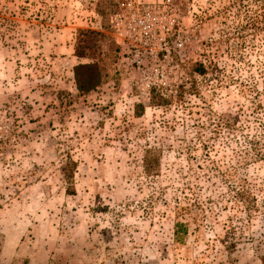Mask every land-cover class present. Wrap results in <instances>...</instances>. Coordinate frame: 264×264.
<instances>
[{"label": "rangeland", "instance_id": "obj_1", "mask_svg": "<svg viewBox=\"0 0 264 264\" xmlns=\"http://www.w3.org/2000/svg\"><path fill=\"white\" fill-rule=\"evenodd\" d=\"M263 124L264 0H0V264H264V161L230 171Z\"/></svg>", "mask_w": 264, "mask_h": 264}, {"label": "trees", "instance_id": "obj_2", "mask_svg": "<svg viewBox=\"0 0 264 264\" xmlns=\"http://www.w3.org/2000/svg\"><path fill=\"white\" fill-rule=\"evenodd\" d=\"M83 42V41H82ZM82 49L78 48V56L82 57L81 54ZM196 71L200 74H205V68L202 64H198L196 66ZM75 82L77 86V90L80 94H85L94 91L98 88L103 79V69L98 64H78L74 69ZM152 102L156 104V106H167L171 104V100L166 99L164 96L159 93L156 94L152 91ZM224 118V119H223ZM222 122L216 125L218 130H221L223 125L226 127V130L234 129L235 125L233 124L232 117L228 115L226 118L223 117ZM264 125V124H263ZM217 137V135H216ZM246 147L238 152L234 153L235 164L230 168V171L233 174L238 173L240 168H246L249 165V159L253 162L264 161V134L261 136L252 135L247 136L245 138ZM252 153V154H251ZM155 150H149L146 153L144 160V168L148 176H155L159 172V159L157 157ZM214 163V162H212ZM218 173L214 174V176H218L220 174L221 180H225V173L217 170ZM230 172V173H231ZM231 173V174H232ZM232 174V177H233ZM229 177V176H228ZM230 180H248L246 178H232ZM241 193V192H240ZM176 234H187L188 232V223L178 221L175 224Z\"/></svg>", "mask_w": 264, "mask_h": 264}, {"label": "built area", "instance_id": "obj_3", "mask_svg": "<svg viewBox=\"0 0 264 264\" xmlns=\"http://www.w3.org/2000/svg\"><path fill=\"white\" fill-rule=\"evenodd\" d=\"M170 1V0H169ZM121 10L124 11L127 14H132L133 11H139L140 7L135 5L133 2H123L121 4ZM125 13L117 15V18L120 19L122 29L119 30L118 35L120 42L119 44L121 46H128L129 44H132L134 46H137V49L134 53V61L136 63L142 62V59L144 57L143 52L141 51V47L139 45H135V42H137L139 39H136V27L140 28V31L142 34H147L148 24L147 22L151 20L152 12L151 8H146L143 6V13L144 18L137 23L135 18H132L130 21V18H127ZM136 23V24H135ZM120 26V24H118ZM142 42V41H141Z\"/></svg>", "mask_w": 264, "mask_h": 264}]
</instances>
